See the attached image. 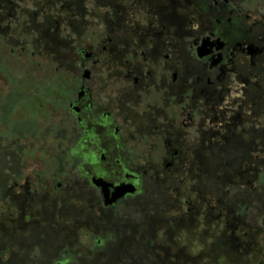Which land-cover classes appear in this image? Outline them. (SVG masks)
<instances>
[{
    "label": "flooded vegetation",
    "instance_id": "flooded-vegetation-1",
    "mask_svg": "<svg viewBox=\"0 0 264 264\" xmlns=\"http://www.w3.org/2000/svg\"><path fill=\"white\" fill-rule=\"evenodd\" d=\"M0 33L22 52L43 48L56 65L59 88L47 89L51 96L31 109L52 122L41 142L58 143L57 158L82 162L74 171L83 181L56 175L5 188L16 213L7 230L22 233V251L79 254L86 228L104 233L92 246L104 254L127 238L116 236L117 223L136 240L137 220L116 211L141 200L150 176L166 193L167 184L179 185L181 230L197 222L216 230L212 253L220 236L239 232L235 223L242 221L228 198L233 175L222 197L218 183L226 176L218 160L237 156L250 172L263 159L264 0H0ZM244 122L251 129L239 132ZM23 133L8 139V155L23 151ZM234 143L236 153L222 149L233 151ZM100 179L112 186L111 197L124 185L136 193L107 206L94 184ZM15 189L21 193L10 197Z\"/></svg>",
    "mask_w": 264,
    "mask_h": 264
},
{
    "label": "rangeland",
    "instance_id": "rangeland-1",
    "mask_svg": "<svg viewBox=\"0 0 264 264\" xmlns=\"http://www.w3.org/2000/svg\"><path fill=\"white\" fill-rule=\"evenodd\" d=\"M15 34H13V36ZM3 38V36H0V180H2L4 184L3 187L5 188H12L14 183H17L21 187L26 184L27 179H30L32 184L41 180L49 182L52 181L53 174L57 173V168L55 166L59 161V158H57L59 157L57 151L59 144L53 142L51 139H48V144H43V142H41L42 138L40 136L42 133H45L46 126H51L52 122L47 123L48 120L44 121L43 118L39 120L36 119L37 115L35 111L31 109V106L35 107L40 100H46V97H50V91L52 92L59 88L61 79L60 76H57L56 65L54 66L49 63L50 59L47 57L48 53H46L43 48H38L36 53L31 51V48L22 52V47L18 42H14L16 46H10L5 41L6 39L4 40ZM12 50H15V52L12 53ZM53 77L55 78L51 81L50 79ZM47 89L50 91L47 92ZM22 94H24L27 99L22 100L15 108L13 107L14 109H10V115L7 114L8 99L21 100ZM3 109H5V112ZM248 115L251 118V111ZM26 120H33L30 121L31 123L27 124L29 128L25 129L32 130L33 134L30 137L26 134L28 142L25 143L23 141L20 143V146L23 147L21 153L16 152L14 156L8 155V139H10L11 142L21 139L16 137L13 133L14 131H19V129L24 130L21 126ZM260 121L261 123L264 122V116L261 117ZM256 124L258 125V121H256ZM250 129L251 125L249 123L245 124L244 122V126L239 132L242 130L250 131ZM33 135H35V138H33ZM245 140L250 142L248 138H245ZM63 162L65 163V160ZM133 162L136 165H141L139 160H134ZM253 162H255L256 165L250 166L251 172L249 175H244L243 178L238 176L232 179V186L230 187L228 198H233L234 201L239 199L246 201L248 205L246 208V223L251 227L258 228L260 231V235H258L256 240V246L252 247L244 261L247 264H264V155L263 159ZM243 165L244 164H241L240 171L245 172L247 168ZM66 167L67 170L65 174L59 177L60 181L61 179L65 180L67 177H72L71 179L75 181L81 180L80 175H78L74 169L71 170L68 166ZM229 173L233 175L232 170ZM148 179L152 181L147 182V190L141 196V200H145L144 202L149 200V197L153 198L157 196L154 195L152 191V187H154L152 182L155 180V177L150 176ZM81 181H83V179ZM167 186L170 188L168 189L169 192H167V203L165 204L166 210L168 211H166L164 218L170 222L173 219L179 221V205H175L174 203V201L177 200L176 196H178L179 185L177 183H172L170 185L167 184ZM222 187H219L221 196L222 192H225L227 189L226 187ZM42 191L43 192L39 190V193H46V191ZM6 193L7 191L5 189L4 191L3 188L2 191L0 190V228H5V230L12 226H9L8 222L5 223V215H16L15 208H10L11 204L9 205L6 199L3 205H1V199H3V196L5 197ZM19 193H21L20 189L12 190L10 197H17ZM54 198L57 197L55 196ZM224 199H227V196ZM71 203L77 204L78 202L77 200H72ZM193 203L195 206L198 205L196 200H193ZM76 204L75 206L80 210L81 206ZM12 205L14 204L12 203ZM143 205L144 204H141V206ZM139 206L131 203L128 206L124 205L118 208L116 212L119 213V216H128L132 219H137L142 209ZM157 232L158 240H156V246H161L163 242H165V247L170 250L172 255L184 251V253L189 256V259H195V257L200 258L202 251H209L208 248H211V245L215 242L214 237H211V235H214L216 230H211V226H206L197 222L189 226V229L186 231L181 229L175 231L170 241H165V235L171 232L168 224L163 225ZM78 235L82 238V246H80L81 253L75 255L76 261L74 264H80L78 260H86L88 262L94 261L97 253L92 246L98 236L88 232L86 234V231L84 233L79 232ZM7 249L9 250L10 248H4L3 252H6ZM76 250L78 249L76 248ZM161 255L164 256V254ZM42 256L41 251L37 249V247H34L30 248L24 256L17 255L16 253H13V257L9 255H0V264H7L11 258H13L14 262H20L22 264H37L42 260ZM216 258L217 255H214L212 259L207 258L206 260L200 261L199 264H216ZM60 260L61 255L49 254L46 264H56ZM189 264L191 263L189 262ZM225 264L230 263L225 262Z\"/></svg>",
    "mask_w": 264,
    "mask_h": 264
},
{
    "label": "trees",
    "instance_id": "trees-1",
    "mask_svg": "<svg viewBox=\"0 0 264 264\" xmlns=\"http://www.w3.org/2000/svg\"><path fill=\"white\" fill-rule=\"evenodd\" d=\"M20 103L19 99H13L11 102V109L16 107ZM13 108V109H14ZM5 112V109H3ZM7 112V111H6ZM31 123L29 120L24 121V124L21 126L24 128L19 129V134L23 133L24 137L26 136V130L28 129V125ZM237 146L239 147V144H233V151H230L227 148H222L226 152H235L238 150ZM243 150V149H242ZM65 160V163L63 162ZM230 160L233 161V164H230ZM243 160L238 159L237 156H235L233 159L227 158V157H220L218 160V165L220 167V170H222V173L226 176L224 180L219 181L218 187H222V184L224 187L227 188V178H230L229 171L230 167H232L233 171V179L236 177L243 178V176H247L250 174V172L247 170L245 172L240 171V167ZM82 164L80 159H63L59 158V161L57 162V165L55 166L57 168V173L53 174V178H55L56 175L58 177L63 176L67 170V167L72 169H77L78 166ZM230 166V167H229ZM246 173V174H245ZM228 175V176H227ZM4 184L2 180H0V190L3 191L5 187H3ZM159 188H153V194L157 195L155 197H149V200H139L130 202L129 204L133 203L134 205H140L142 209L139 212V215L137 216V223L135 224V233L137 234V239L134 240L132 235H134L133 231L129 228L127 231L125 230L124 226L125 224L117 223L114 227V232L116 236H120L121 239H124L123 243L118 242L117 248H114L110 252H105L104 254H97L95 257V260H97V264H199L200 261L208 259H212L214 255H217L216 258V264H225V262H229L230 264H247L244 260L248 255V252L251 251L253 246H256V240L258 238V235H260V231L257 228L251 227L246 223V208L248 205L246 204V201H243V199L235 200L234 201V211H235V219H241V223L236 222L235 226H239V232L236 230L235 235L231 237L229 235L227 239L222 238L220 236L219 240L217 241V249L215 248L214 253L211 252V250H206L201 252V256L195 257V259H189V256L184 253V251L178 252L175 255H172L170 253V250L165 247V242H163V245L156 246V240L157 239V231L161 229V227L165 224H168V227L170 228L171 232L168 233L166 236L165 241H170L173 234H175V231L180 230V222L177 220H166L164 216L166 215V206L165 204L167 199V193L165 190H167L165 185H160ZM207 186V184H206ZM210 183L208 184V190H209ZM146 192V191H145ZM233 199V198H232ZM5 200V197L3 196V199H1V205H3ZM141 204H144L141 206ZM148 205V206H147ZM165 206V208H164ZM1 207V206H0ZM251 207V206H250ZM5 223L8 222V220H12L14 216L12 214L5 215L4 217ZM169 222V223H168ZM104 223V222H103ZM100 223L98 222V225ZM106 224V223H104ZM104 224H100L103 226ZM130 226V224L128 223ZM108 226V225H107ZM179 227V228H178ZM250 227V228H249ZM86 228H83L80 230V232L84 233L87 230ZM35 231V230H34ZM19 230L15 231H8L5 230V228H0V252L1 256L3 255H9L10 257H13V253H16L17 255L24 256L25 253H27L26 250H21V244H22V233H19ZM48 233H50L47 230ZM19 233V234H18ZM104 235L102 232L100 234V237H97L95 240V243H98L100 238ZM124 235H126L124 237ZM28 236V234H27ZM120 239V240H121ZM45 241V240H44ZM104 242H102L103 244ZM120 243V244H119ZM10 248L7 249L6 252H3L4 248ZM37 249H40V247L36 246ZM43 249L49 248L47 245L42 243ZM15 248V249H14ZM27 249V248H26ZM28 250V249H27ZM101 252V250H99ZM103 252V251H102ZM101 252V253H102ZM42 260L38 262L37 264H46L48 260L49 253H45L44 251H41ZM161 254H164L162 256ZM51 255V254H50ZM59 255H61V260L57 262L56 264H74L76 261V256L69 251L62 252ZM1 260V258H0ZM80 264H94V262L86 261V260H78ZM7 264H22L20 262H14L13 258L10 259V261L7 262Z\"/></svg>",
    "mask_w": 264,
    "mask_h": 264
},
{
    "label": "water",
    "instance_id": "water-1",
    "mask_svg": "<svg viewBox=\"0 0 264 264\" xmlns=\"http://www.w3.org/2000/svg\"><path fill=\"white\" fill-rule=\"evenodd\" d=\"M94 184L102 189L105 198V204L111 206L116 204L119 200L123 199L126 195H134L136 188L132 185H124L115 189L112 197L110 196L111 185L107 184L103 179L94 180Z\"/></svg>",
    "mask_w": 264,
    "mask_h": 264
}]
</instances>
